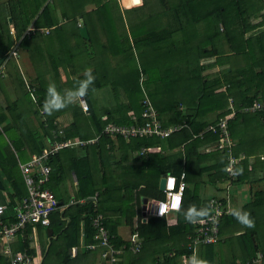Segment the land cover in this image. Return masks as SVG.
I'll return each instance as SVG.
<instances>
[{
	"label": "trees",
	"instance_id": "1",
	"mask_svg": "<svg viewBox=\"0 0 264 264\" xmlns=\"http://www.w3.org/2000/svg\"><path fill=\"white\" fill-rule=\"evenodd\" d=\"M69 1L73 12L64 7L65 0H10L0 13V40L6 48L0 66L14 58L12 48H16L36 70L28 83L22 77L14 80L9 72L15 90L32 103L31 112L20 111L24 106L20 98L8 106L24 118L31 113L37 126L30 128L28 122L19 127L5 146L8 153L0 145V183L9 184L10 196L2 221L16 220L15 208L28 192L20 164L31 158L22 161L23 152L41 153L55 134L60 141L96 139L50 156L44 187L58 201L68 203L72 198L74 202L54 212L48 226L27 224L17 233L13 252L36 256L30 236L35 229L39 233L45 229L49 245L40 264H98L102 259L97 251L80 248L72 257L70 249L93 240V221L99 216L97 227L104 226L112 244L122 250L113 264H264L261 195L238 209L229 192L236 185H248L244 166L251 155L258 154L260 160L264 153V143H257L252 134L259 125L264 127L259 119L264 117V0H131L125 10L119 0ZM82 25L88 38L80 33ZM99 36L102 42L95 40ZM87 49L85 69L91 72V82L85 73L79 75L80 66L71 65V56L68 59L69 51L79 54ZM206 58L213 60L202 63ZM66 60L69 66H64ZM214 66L219 67L216 72L204 74ZM50 85L54 90L49 96ZM98 89H103L107 102L95 96ZM82 98L87 110L81 106ZM256 101L261 109L252 111ZM148 105L156 110L162 126L179 128L165 138L139 131L130 136L106 131L114 124L141 128ZM231 113L233 117L227 118ZM224 119L231 140L237 141L234 149L223 141ZM6 120V114L0 113V123ZM247 126L253 127L248 149L241 135ZM11 128L8 122L2 131ZM230 155L238 159L233 172L227 170ZM182 173L186 187L181 208L161 217L143 213L144 198L152 199L156 193L163 197L160 179L174 175L179 180ZM68 182L73 195L68 194ZM201 184L206 198L199 194L205 191L198 189ZM216 191L228 193L218 197ZM213 199L224 209L218 238L200 243L195 252L192 239L201 220L214 212ZM122 225L128 234L121 232ZM0 264H10L9 258L1 255Z\"/></svg>",
	"mask_w": 264,
	"mask_h": 264
},
{
	"label": "built area",
	"instance_id": "2",
	"mask_svg": "<svg viewBox=\"0 0 264 264\" xmlns=\"http://www.w3.org/2000/svg\"><path fill=\"white\" fill-rule=\"evenodd\" d=\"M17 52L18 50L13 48L12 55L16 54ZM80 103L83 109H88L85 99H80ZM261 106L262 104L256 101L253 104L251 110L256 111L257 109H261ZM233 115L234 114L231 113L227 118H231ZM144 116L146 117L147 121L146 124L141 128L136 129L131 126L121 127L114 124L107 127L106 131H113L124 136H130L139 131L142 134H147L150 136L156 135L161 138H165L179 128L178 126L174 125L170 127L162 126L161 121L157 118L156 110L151 105H148L145 109ZM220 128L222 129L224 143H226V146H230L231 138L227 130V119H224L220 122ZM56 137L57 134H55L53 140H50L48 148L44 149L39 154H34L29 161L20 164V169L28 192L15 208L16 220L14 222L5 223L2 221V218L6 213V206L0 204V238L2 242H0V255H7L10 264H37L36 257L27 251L13 252L12 243L16 240L17 233L23 231L27 224L37 225L40 223L41 225L48 226L50 224V216L58 210L61 211L64 207L54 196L53 192L47 187H44V185L49 180V173L51 171V167L48 163L50 156L65 147L86 145L89 143H95L96 141V139H66L60 141ZM146 150L150 151L151 149H142L141 151L145 152ZM229 160L231 165L227 167V170L233 172V166L236 165L238 159L230 155ZM75 180L77 179L75 178ZM185 187V173L181 174L179 180L174 175H166L165 188L162 190L163 197L160 199H152L147 201L144 211L146 214L161 217L169 212L179 210L182 205ZM210 209L214 210V212L211 213L207 218L201 220L196 236L194 239H192L195 252L197 245L200 243L215 242L218 238L216 234L218 232V225L221 224V218L223 216L222 213L224 212V209L222 204L215 199L211 201ZM146 218L148 217L146 216ZM99 220V216L94 219L93 226L95 227L96 232L93 233V240L87 244L85 243L84 247L85 249L97 251L105 264H113L119 259L117 255L121 254L122 250L120 247L117 248L112 244L104 226L103 228L97 227ZM132 239L136 240L137 238L135 235H133ZM78 252V246H73L70 249V254L72 257H75ZM186 264H189V262L186 261Z\"/></svg>",
	"mask_w": 264,
	"mask_h": 264
},
{
	"label": "crops",
	"instance_id": "3",
	"mask_svg": "<svg viewBox=\"0 0 264 264\" xmlns=\"http://www.w3.org/2000/svg\"><path fill=\"white\" fill-rule=\"evenodd\" d=\"M8 1H10V0H0V5L4 6V5H6V3ZM120 3H122L120 5H122L124 7L125 4L131 5V0H120ZM11 26H14V25L11 24L10 27ZM72 40H73V42L78 41L77 38H74ZM56 49H58L57 46H56ZM85 51L86 50H82V51H80L79 54H77L74 51H73V53L71 51H69L68 59H70V56H71V59H70L71 65L75 64L74 66H76V65L81 63V60L84 62H87L88 57H87L86 53L88 52V49L86 52ZM22 54H25V53L20 52L19 55H22ZM80 58H82V59L80 60ZM8 60H10V59H8ZM15 61H16V64L18 65V67L16 68L17 72L15 74H14V70H15L14 65L9 68V63H7V64L3 63L0 66V72H2V74L4 75V77H3V75L1 77H3L2 78L3 79V85L5 87L4 92L0 91V93L2 92L0 94V107H4L6 110H9V111H10V107L8 106L9 102H11L17 98H20V96H22V94H23L20 91V90L23 91L22 88H19L20 92L15 90V86H14L13 82L11 81L10 73L12 74L14 80L17 79V81H18V79L22 77V78H24V80L27 83H28V81L30 82V79L36 75V70L33 68L31 61L27 59L26 55H24L23 59L22 58H20L18 60L15 59ZM68 62H69V60L66 62V66L70 65V64H68ZM84 62H82V63H84ZM111 64H113V62H111ZM78 66H80V65H78ZM80 67H82V66H80ZM73 76H75V75H73ZM0 113H2V112H0ZM259 119H260V122H264V117H261ZM4 123L6 124L7 121ZM252 128L253 127H251V126L245 127V131L243 132V134H241V135H243V142H244L247 149L249 147V143H247V142H248V139H251L250 137L252 134L253 135L255 134L257 143H260V144L264 143V127H263V125H259V127L256 129L255 132H252ZM251 132H252V134H251ZM233 140H231L230 147L234 149V146L237 147L238 144H237L236 140H234V141ZM46 146H48V145H46ZM46 146H44V147H46ZM239 147H240V145H239ZM4 151L8 153V151H10V150L6 148V149H4ZM5 152H4V154H5ZM32 155H34V154H32ZM32 155H30L29 153L27 155L26 152L25 153L23 152L22 155H20V156L23 158L22 161H26V160L30 159L31 158L30 156H32ZM231 156H233V155H231ZM257 156H258V154L257 155H251L249 160L247 161V166H244V168L247 171H249L250 182H248V185H245V184L236 185V186H234V188L232 190H229V192L231 193L232 205L234 206V208L237 207L238 209H240V207H242L243 204H246L247 202L248 203L255 202V199H256L255 196L259 197V195H261L260 196L261 200L264 202V166L261 165L262 159L264 157V153H261L260 160L257 158ZM0 157H3L1 155V153H0ZM0 180H1V178H0ZM4 180L7 182L6 178ZM73 180L76 182L74 177H73ZM67 186H70L69 182L67 183ZM4 187H6V188L4 189ZM8 192H9V184L8 183L5 184L4 186H0V203H2L3 205L6 206V211H7V209H9L8 206H9V200H10L9 199L10 196H9ZM226 193H228V191H226L224 195H226ZM213 194L214 195L217 194L218 197L224 196L223 192H218V191L214 192ZM67 201H68V203H63L62 201H59L60 204L62 206H64L62 210H64L74 200L72 198H69ZM145 220H146V218H145ZM124 228L125 227L123 225L120 227L121 230H123ZM41 234L42 233L37 232V230L35 229L32 232V235L30 236L33 239L32 244H33V246H35L36 251H37L36 256H35L37 264H40L42 262L43 256H44L46 249H47V246L43 245L42 243H39ZM82 235H84V234H82ZM236 235L239 236L240 232L236 233ZM37 236H38V238H37ZM36 239L38 240V243L36 242ZM0 242H1V238H0ZM17 243H18V237H16V240L12 243V247H14V245H16ZM84 244L85 243H81V247L78 246L79 250H80V248L86 250L84 248ZM225 253H226L225 257L228 258L226 251H225ZM2 256H5L6 258H8L7 255H2ZM98 264H105V263L103 261H99Z\"/></svg>",
	"mask_w": 264,
	"mask_h": 264
},
{
	"label": "rangeland",
	"instance_id": "4",
	"mask_svg": "<svg viewBox=\"0 0 264 264\" xmlns=\"http://www.w3.org/2000/svg\"><path fill=\"white\" fill-rule=\"evenodd\" d=\"M15 3H19L18 2V0H13ZM72 2H73V0H71ZM113 1V0H112ZM120 1V0H119ZM130 2V1H129ZM30 3H32L31 1H30ZM122 4V3H121ZM1 7H2V10H1ZM64 7H66V9L68 10V11H72V10H74L75 8H72L71 7V2L69 1V0H65V3H64ZM121 7H122V10H125V9H127V8H124L122 5H121ZM3 8H5V9H7V7L4 5V6H0V13L2 12V11H5V10H3ZM73 12V11H72ZM10 20V19H9ZM1 22V21H0ZM4 26H6V25H4ZM7 28V27H6ZM6 28H5V30L4 31H2V32H5L6 31ZM0 33H1V29H0ZM95 40L96 41H98V42H102L101 41V39H100V36L99 37H96L95 38ZM5 42L3 41V40H0V56L3 54V52L5 51L4 50V48H5V44H4ZM16 45V44H15ZM13 47V46H12ZM100 48V47H99ZM6 49V48H5ZM13 49V48H12ZM20 52H17L16 54H13L14 55V58L13 57H11L10 58V61H9V67H11V66H13L14 64L12 63V62H15L16 63V61H15V59L16 60H18V59H20L21 57H20ZM111 54V53H110ZM28 57V56H27ZM213 59H208V58H206V59H203L202 60V63H208L209 61H212ZM68 60H66L65 62H67ZM112 61V60H111ZM77 62V61H76ZM86 63L87 62H84V63H80V64H78V65H80V66H82L78 71H79V75H81L82 73H84L85 72V67H88L87 65H86ZM66 64H64V66H65ZM75 65V64H74ZM217 69H219V67H217V66H214L212 69H205L204 70V74H210V73H213V72H216L217 71ZM72 71H73V68H72ZM72 71L70 72V75L72 74ZM17 71H16V68H15V70H14V74L16 73ZM64 76V75H63ZM2 93V92H1ZM0 93V94H1ZM94 94H95V96H97L98 98H100V101L102 102V103H105V102H107V99H105L102 95H103V89H98L97 91H95L94 92ZM8 96V95H7ZM20 102H23L24 103V106L23 105H19L20 107H23V108H21L20 109V111L22 112V113H25V115L27 114V113H29V112H31V110H32V107H33V105H32V103L28 100V99H26L25 100V98H24V94L20 97ZM97 102H98V100H97V98L95 97V103L97 104ZM22 103V104H23ZM60 105H63L62 103H60ZM58 108L59 109H62L63 107L62 106H58ZM26 109V110H25ZM28 110V111H27ZM20 111H9V110H6L4 107H0V112H2V113H4V114H6V116H7V120L6 121H8L10 124H11V127H13V128H11L9 131H2L3 130V127L5 126V123H0V145H1V147L3 148V149H5V146L7 145V144H9L10 143V140L13 138V133L14 132H16V130L19 128V127H23V126H27V124H28V122H29V127L31 128V127H33L34 129L35 128H37V126L36 125H33V124H35L34 122H33V120H32V117H34L31 113H30V115L28 114V116H26V118H24V116L22 117V113L18 116V112H20ZM62 114H65V110H63V111H60ZM69 114H71V113H69ZM5 121V122H6ZM7 122V123H8ZM15 127V128H14ZM17 176H20L19 174H17ZM190 188L192 189L193 188V186H192V184H191V186H190ZM198 189H200V190H205V191H202V193H204V195L201 193V192H199V194L201 195V196H204L205 198L208 196V195H206V189L204 188V185L203 184H201V185H199V187H198ZM67 190H68V194L69 195H73L74 194V189H73V187L72 186H68V188H67ZM209 193L211 192L210 191V188H209V191H208ZM161 197V195H160V193H156L155 195H154V197L152 198L153 200H155V199H158V198H160ZM121 232L124 234V235H126V234H128V231L126 230V229H123V230H121ZM42 234H41V236H40V241H39V243H42L43 245H45V246H48L49 245V238H48V234H47V232H46V230L44 229V230H42V232H41ZM37 238H38V236H37ZM36 242L38 243V240L36 239Z\"/></svg>",
	"mask_w": 264,
	"mask_h": 264
},
{
	"label": "water",
	"instance_id": "5",
	"mask_svg": "<svg viewBox=\"0 0 264 264\" xmlns=\"http://www.w3.org/2000/svg\"><path fill=\"white\" fill-rule=\"evenodd\" d=\"M134 1H136V2H138V3L140 2V0H134ZM80 33H81L82 37H84V38H88V37H89L88 29H87V27L84 26V25H82V26L80 27ZM3 60H4L3 58L0 59V63H1ZM0 186H2L1 183H0ZM164 188H165V175L160 179V183H159V189L162 191ZM89 199H92V198H89ZM89 199H86V200L82 201V203H83V204L86 203ZM146 202H147V198H144V199H143V208H145V203H146ZM143 213H145V211H144Z\"/></svg>",
	"mask_w": 264,
	"mask_h": 264
},
{
	"label": "clouds",
	"instance_id": "6",
	"mask_svg": "<svg viewBox=\"0 0 264 264\" xmlns=\"http://www.w3.org/2000/svg\"><path fill=\"white\" fill-rule=\"evenodd\" d=\"M85 75L88 77L89 82H91V80H92V76H91V72H90V70H86ZM53 90H54V86H53V85H50V86H49V96L51 95V92H52ZM83 94H84V93H80V95H83ZM45 103L47 104V100L45 101ZM60 106H63V105H60ZM49 107H51V106H49ZM150 200H152V199H149V200H147V201H150ZM73 202H74V201H73ZM73 202H72V203H73ZM145 205H146V203H145ZM235 215H236V217H237L238 220H241L242 222L248 223L249 226L251 225V222L248 221L243 215H240V214H235Z\"/></svg>",
	"mask_w": 264,
	"mask_h": 264
},
{
	"label": "bare ground",
	"instance_id": "7",
	"mask_svg": "<svg viewBox=\"0 0 264 264\" xmlns=\"http://www.w3.org/2000/svg\"><path fill=\"white\" fill-rule=\"evenodd\" d=\"M78 179V178H77ZM79 181V180H78ZM174 212V211H173Z\"/></svg>",
	"mask_w": 264,
	"mask_h": 264
}]
</instances>
